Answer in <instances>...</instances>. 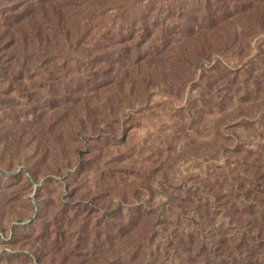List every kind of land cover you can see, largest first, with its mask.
I'll use <instances>...</instances> for the list:
<instances>
[{"label":"rangeland","instance_id":"1","mask_svg":"<svg viewBox=\"0 0 264 264\" xmlns=\"http://www.w3.org/2000/svg\"><path fill=\"white\" fill-rule=\"evenodd\" d=\"M16 1L21 28L0 30V264H177L176 232L224 229L220 204L199 220L180 200L236 178V147L264 159V110L241 102L264 31L240 19L212 43L223 0H57L60 29L42 30L29 19L48 0ZM180 50V70H159ZM145 75L175 91H145Z\"/></svg>","mask_w":264,"mask_h":264},{"label":"trees","instance_id":"2","mask_svg":"<svg viewBox=\"0 0 264 264\" xmlns=\"http://www.w3.org/2000/svg\"><path fill=\"white\" fill-rule=\"evenodd\" d=\"M228 1L223 0L221 4L217 2L216 8L209 12V17L212 16L210 23L214 22L217 27L215 30L220 33V36L216 34L212 43L222 42L221 37L227 31L225 24H232L235 32L234 24L240 19L243 20L246 30L252 31L256 27L260 31H264V0H231L232 5ZM233 2H238V4ZM62 6V3L57 0L39 2L35 15H32L29 21L41 30L48 26L60 29L64 14ZM27 9L23 3L0 0V17L8 21L5 25L6 29L0 28L2 33L5 34L10 30L17 32L21 27L12 25L9 20L23 19L28 15ZM37 17L39 19H36ZM229 18H233V21L227 22ZM30 22L28 25H31ZM197 40L201 44L195 42L192 44L193 47L188 46L189 49L186 51H191L199 63L209 55L210 40L202 34L197 37ZM7 43L6 39L0 37V48H4ZM181 51L178 56H174L172 59L177 64L170 63L168 60H160L162 64L159 65V70L169 69L171 72L176 69L180 70ZM159 70L152 69L155 73ZM147 78L156 79L154 75L150 77L145 75L141 78L144 84L141 88L145 91L148 88L154 92L160 90L165 93H173L174 89L167 90L171 89L168 86L169 83L154 84L146 81ZM136 84L137 81L133 83V88H136ZM250 88H252L251 91ZM244 93L246 98L241 100L245 103L244 109L248 113L255 111L260 114L264 110V74L254 77L249 74ZM229 101L230 99L223 100L218 108L222 110ZM233 153V161L237 165L236 178H231L228 183L226 175L216 174L212 183L204 181L200 185L208 192L204 195L205 200H201L199 197L195 200H186L185 198L180 200L181 212L188 213L193 210L199 220L204 217L212 219L210 212H213V204H220V209L224 211L226 219L224 229L219 227L215 233H208L209 237L206 233H202L203 230L200 227L191 233L176 232L174 239L177 249L182 252L177 264H264V159L257 157L255 152L247 148L244 150L243 147L234 148ZM227 183L230 188H225ZM230 184H236L237 188Z\"/></svg>","mask_w":264,"mask_h":264}]
</instances>
